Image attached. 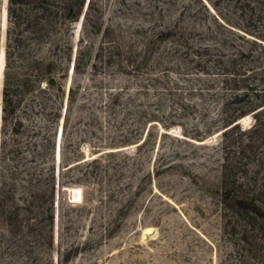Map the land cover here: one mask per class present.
I'll use <instances>...</instances> for the list:
<instances>
[{
  "label": "rangeland",
  "instance_id": "374dc122",
  "mask_svg": "<svg viewBox=\"0 0 264 264\" xmlns=\"http://www.w3.org/2000/svg\"><path fill=\"white\" fill-rule=\"evenodd\" d=\"M262 3L86 0L76 21L56 20L53 41L26 30L33 3L14 7L18 25L2 0L0 153L2 143L5 153L18 148L13 165L28 170L31 144L52 136L40 169L51 180L54 174L55 206L49 245L40 207L46 203L28 204L24 198L32 199L18 190L15 204L0 213V264H264V106L226 127L232 113L251 103H228L232 94L220 80L200 72L175 42L155 36L172 26L195 45H237L239 35L255 38L245 28ZM106 29L112 45L103 54L119 47L124 62L95 58ZM58 46H73L71 62L62 61L69 76L61 81V117L40 111L41 94L33 93L4 121L6 52L13 72L23 73L36 58L56 60ZM78 51L85 65L76 74ZM251 84L264 88L259 80ZM78 86L87 90L65 132L68 93ZM120 89L121 102L107 107Z\"/></svg>",
  "mask_w": 264,
  "mask_h": 264
},
{
  "label": "trees",
  "instance_id": "16d2710c",
  "mask_svg": "<svg viewBox=\"0 0 264 264\" xmlns=\"http://www.w3.org/2000/svg\"><path fill=\"white\" fill-rule=\"evenodd\" d=\"M0 0V4H1ZM9 0L8 15L12 20H16L13 23H17L18 17L16 5L19 7L27 6L29 3H33V6L26 10L25 20H27L26 30L34 34L36 38L44 39L46 36L50 38L54 37L55 29L57 27V19L63 18L70 22L76 21L83 13L86 0ZM264 5V3H262ZM262 5V6H263ZM248 6L251 8L250 3ZM255 17L251 22H248L250 26H247L245 31L255 38H248L239 35L238 38L242 41L240 44L235 41L226 40L222 44V48L212 46L210 44L200 43L195 45L187 37L188 32L185 30H176L175 27L168 26L165 30H161L155 36L157 39L169 40L177 44V48H183L190 56V62L195 63V67L205 75H213L216 80H220L221 90L224 93H230L231 98L228 103H251L246 108L242 106L238 108L235 113H232L228 119L224 121V125L230 126L235 124L240 118L247 114L256 111L264 106V88L258 90L251 83L253 81H260L264 84V7H261L258 12L252 16ZM252 19V18H251ZM253 27V30L250 28ZM109 30L104 31L103 41L98 46L99 52L96 53L95 58L99 59V62L103 64H109L112 61L124 62L122 58H119L121 49L119 47H110V54H103L105 52V45H112L110 41L106 39L109 36ZM55 41L56 38H52ZM245 43L247 46H245ZM147 45V44H146ZM148 47V46H147ZM83 51H78L74 61V73H82V66L84 67L83 58L80 54ZM73 55V46L57 48V59L46 60L43 58H36L28 64L27 72L21 73L22 70L13 72V66L9 61L12 59V53L6 52V71H5V84L3 89V120L6 121V117L13 115L19 109L21 102L25 99L27 94L39 93L36 95L38 98L39 110L48 113L49 116L57 118L61 117V108L63 106V98L65 96L64 84L62 79L69 76V68L62 65V61L68 63L71 62ZM148 54H146L147 56ZM92 66L97 67L96 64ZM135 67L139 66H134ZM182 75V74H181ZM45 82L43 86L42 82ZM84 89L81 91L80 86L77 88L71 87L68 93V102L63 118L64 130L66 132L75 110V106L79 102V97H83L85 94ZM124 89H120L116 93L110 94V104L107 107L114 108L121 102ZM240 91H243L240 93ZM252 98V102L250 99ZM35 102V101H34ZM32 102V103H34ZM52 102V104H51ZM58 105L52 107V105ZM124 105V102L122 103ZM56 109V112H49V110ZM264 109V108H262ZM260 109L255 114L257 118L260 116ZM152 117H156L154 114ZM157 121V120H155ZM238 123L235 124V126ZM17 131V130H16ZM34 133H40L35 131ZM126 141H129L126 136ZM123 142H125L123 140ZM52 144L54 146V140L52 136H47L41 141H35L31 144L33 150L30 152L31 158L28 160L33 166L28 170H23L21 166L13 165L16 157L19 153V149L12 147L7 153L4 150V144L1 145L0 153V213H3L8 208L15 204V195L21 188L22 192L29 195L32 200H26L28 204H34L37 199L42 198V201L46 203V206L40 203V207L46 213L48 230V244L52 245L53 240V223H54V206H55V184L54 174L52 178L47 172H42L40 169L41 163H46V157L50 153ZM7 160L11 162V165L7 164ZM8 165V177L5 179L3 173V164ZM20 163L17 162V165ZM27 168V166H26ZM11 219V218H10ZM11 225V222H9Z\"/></svg>",
  "mask_w": 264,
  "mask_h": 264
},
{
  "label": "bare ground",
  "instance_id": "6f19581e",
  "mask_svg": "<svg viewBox=\"0 0 264 264\" xmlns=\"http://www.w3.org/2000/svg\"><path fill=\"white\" fill-rule=\"evenodd\" d=\"M0 57H1V53H0ZM0 71L2 72V70H1V67H0ZM248 119H250V116H246L245 118H244V121L245 120H248ZM241 120V119H240ZM243 121V120H242ZM151 233V229H146L145 230V235L147 236V235H149Z\"/></svg>",
  "mask_w": 264,
  "mask_h": 264
},
{
  "label": "water",
  "instance_id": "95a60500",
  "mask_svg": "<svg viewBox=\"0 0 264 264\" xmlns=\"http://www.w3.org/2000/svg\"><path fill=\"white\" fill-rule=\"evenodd\" d=\"M66 190V189H65ZM69 193V190H66ZM70 195V194H69Z\"/></svg>",
  "mask_w": 264,
  "mask_h": 264
}]
</instances>
